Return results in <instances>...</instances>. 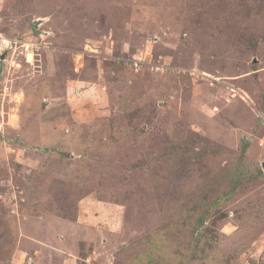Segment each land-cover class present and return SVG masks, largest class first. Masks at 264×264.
Masks as SVG:
<instances>
[{"label":"rangeland","instance_id":"374dc122","mask_svg":"<svg viewBox=\"0 0 264 264\" xmlns=\"http://www.w3.org/2000/svg\"><path fill=\"white\" fill-rule=\"evenodd\" d=\"M0 33L38 45L0 70V264H264V0H0Z\"/></svg>","mask_w":264,"mask_h":264},{"label":"built area","instance_id":"2783aa9c","mask_svg":"<svg viewBox=\"0 0 264 264\" xmlns=\"http://www.w3.org/2000/svg\"><path fill=\"white\" fill-rule=\"evenodd\" d=\"M38 49V45L36 43L27 42L24 40H19L17 38H10L0 33V70L1 65L5 62L6 54L9 52V55H13L15 51L20 50V52H27L28 55L34 53V50ZM3 55V59L1 56Z\"/></svg>","mask_w":264,"mask_h":264},{"label":"water","instance_id":"95a60500","mask_svg":"<svg viewBox=\"0 0 264 264\" xmlns=\"http://www.w3.org/2000/svg\"><path fill=\"white\" fill-rule=\"evenodd\" d=\"M37 23H38V21H36V22L33 23V25H34L35 28L38 25ZM1 59H3V55L1 56Z\"/></svg>","mask_w":264,"mask_h":264},{"label":"trees","instance_id":"16d2710c","mask_svg":"<svg viewBox=\"0 0 264 264\" xmlns=\"http://www.w3.org/2000/svg\"><path fill=\"white\" fill-rule=\"evenodd\" d=\"M198 223L199 224H202V219H200L199 221H198ZM1 240V239H0ZM1 242V241H0ZM1 245V244H0Z\"/></svg>","mask_w":264,"mask_h":264}]
</instances>
